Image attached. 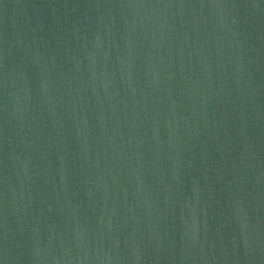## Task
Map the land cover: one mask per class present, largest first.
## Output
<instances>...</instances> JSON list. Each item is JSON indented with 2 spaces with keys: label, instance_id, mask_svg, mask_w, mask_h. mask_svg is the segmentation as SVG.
<instances>
[{
  "label": "water",
  "instance_id": "obj_1",
  "mask_svg": "<svg viewBox=\"0 0 264 264\" xmlns=\"http://www.w3.org/2000/svg\"><path fill=\"white\" fill-rule=\"evenodd\" d=\"M0 264H264V0H0Z\"/></svg>",
  "mask_w": 264,
  "mask_h": 264
}]
</instances>
